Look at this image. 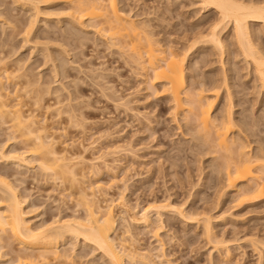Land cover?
Here are the masks:
<instances>
[{"label":"rangeland","instance_id":"obj_1","mask_svg":"<svg viewBox=\"0 0 264 264\" xmlns=\"http://www.w3.org/2000/svg\"><path fill=\"white\" fill-rule=\"evenodd\" d=\"M12 1L16 0H0V25L2 24L0 26V51L4 48L1 52H4L5 55L10 52V55H12L11 57L10 55L7 56L9 58H6L7 61L3 63L6 66L2 64L1 67L8 68V72L11 73L9 75L15 72L10 77L15 75L19 77L27 72L30 73L31 79L35 81L33 83L36 84H33L32 89L36 86L33 90H40L41 88L50 90H48L50 92L48 95H44L43 92L44 99L42 98V101L37 99V103L40 104L45 100L41 104H44L43 107L37 104V107H39L37 110L36 105H32L34 100L31 102L27 100V102L31 103H28V107L30 105L33 109H29L32 111L36 110L33 114L38 116L35 118L39 121L41 120V123L39 121L38 123L42 125V122L44 124L46 121L45 125L48 126V133L55 134V140H57L56 148L70 159L69 165L73 164L77 167L75 168L77 174L83 173L82 170H84L85 174L83 173L82 175L85 179L78 174V177L81 176L82 178L80 179H83L80 180L81 186L89 187L103 184V195H106L107 199L110 198V201L112 198L115 199V203L119 202L120 193L127 187L125 191L127 201L128 203L130 202L129 205L132 207H137L138 205V210L148 207V204L152 202L164 201L170 198L171 202L175 206L177 205L176 207L179 210L184 209L185 215L188 213L189 215H194L195 213L194 216L196 214H201L200 217L213 216L211 220L212 226L215 228L213 232L216 237L218 235L219 241L223 239L222 241L225 243L219 250L215 248L212 251L215 246L206 239L202 227L197 225L195 219L194 221H188V219L180 217L177 213L174 214V212L170 213L168 211L163 216L164 228L160 231L156 230L158 231V236L155 235L156 233L153 234L155 231L151 234V229L146 230L144 227L133 228L134 232H132L136 239V245L133 244L134 248L136 247V250L139 249V253L149 251L156 257H158L157 254L161 255L163 248L164 251L162 252L168 256L166 260L170 261L165 262V264H264V246L262 245L264 244V200L240 202L236 198L237 202L234 200L235 197H233L235 193L233 194L232 192H229V195H221L222 198L219 197L217 194L218 189L216 188L217 177L216 172H214L215 168L211 169V165H214L213 162L218 164L217 162L220 161L214 159L217 155L208 157L207 155H198V151L193 148L195 143L191 141L192 138L189 135H183L185 129L182 128L183 130H181L179 126L184 124L181 117L184 112L180 111L182 113L176 118L173 104L161 93L162 85H157L156 91L158 90L159 92L154 91L153 93L151 86L148 85L150 81L145 76V78L142 77L143 75L140 74L141 72L137 65L134 66V63L130 65L132 63L129 61L130 55H132L130 48L125 49L121 45L125 50L120 49V51V47H118L120 44L117 46L118 48L115 45L113 47L111 38L109 39V36L105 35V27L107 29L108 25L102 29L105 23H101L102 26L100 25V27L104 31L101 32L99 27L97 30L99 21H104V19L99 17L100 20H98L92 17L94 19L92 20L89 16L88 18L87 16H82L84 19H79L80 15L78 14L79 17L74 15V10L69 11L72 8L67 3L40 4L41 8L49 9V11L44 12V10L43 16H39V22L34 28L35 33L32 32L28 40L31 41L26 46L23 40L26 41L29 37L25 39L26 35L23 34L26 33L22 32H25L27 28L25 26H29L28 23L32 14L30 12L31 7H28L30 6L28 4L23 6L22 1L18 4ZM119 2V8H123L124 12L130 13L132 11L131 15H129L133 20L135 19L136 24L142 25L141 23H145L147 25L149 22L146 29L148 31L151 29L155 32L150 30L160 44L168 45L165 50L168 47H173V49H169L181 54L191 46H202V48L199 47L200 50L195 55L190 56L191 60L187 65L186 74H188V77L191 73L196 76L195 78H188V81L190 83H201L208 80H223L225 78L224 75H226L229 79V84L231 82L233 84L230 92L234 95L230 99L226 96V93H223L220 99H211L212 97L209 96L213 102L216 101L213 104V116L221 112H227L226 106L232 104L234 106L233 117L237 119L235 122L244 117L245 119L243 118L242 120L248 121L247 123L255 127L253 128L254 133L257 131L258 137L256 135L249 138L254 143L251 144V147L264 148V89L260 88V82L256 81L257 79H255L253 72L251 75L249 74L251 69L243 62L244 58L240 54L241 52L234 39H227V46L230 47H227L228 50L226 49V52L228 51L227 55H223L215 49L203 48L204 44L202 41L207 39L204 38L207 33H204L203 36L201 35L203 40L198 35L199 31L203 30L204 32L208 29L209 24L207 23L210 18L215 17L214 11L205 13V11L199 9L201 8L199 4L193 5V1L189 0H119ZM52 9H56V12L54 13ZM62 9L65 11L64 14H62ZM50 10H52V13ZM3 12L10 14L12 17L6 14L2 17ZM48 12L51 17L50 15L44 16ZM68 14L71 17L77 16V22H72ZM52 15L54 16L52 17ZM9 22L11 25L16 23V26L15 24L10 26ZM2 26H6V30ZM20 27H22V30ZM4 32L7 33L5 34ZM11 34L15 40H11L8 45H2L5 44L4 41L8 38L7 36ZM195 36L201 40L198 39L199 41H196ZM37 39L40 44L37 43ZM192 40L196 43L192 42ZM200 43L202 44L200 45ZM23 44L24 48H22ZM9 45L11 46L9 47ZM12 48H14V51L19 49V52L17 51L19 54L14 55L11 52ZM128 51L130 55H128ZM229 52L231 53L229 54ZM124 53H126V56ZM51 54L53 57H51ZM5 55L3 54L2 57ZM221 56H223V59ZM19 59H23L22 61L24 62L20 63L17 69L16 65L18 64L16 62ZM126 62H130V66ZM198 62L200 65H197L198 70H196L195 65ZM225 63L226 65H223ZM192 67L196 71L195 74L192 72ZM22 69L24 71L20 75ZM56 71L58 72L55 73ZM224 71L228 73L225 72V74ZM16 77L13 78L17 80L18 77ZM6 82L8 81L6 80ZM10 83H5L6 85L8 84V88L12 87V82L10 81ZM41 85L44 86L39 88ZM37 86L39 89H37ZM46 89L43 90L45 94L48 92ZM231 99L232 101H230ZM22 100L21 102L23 103ZM24 101L26 100L24 99ZM44 106L51 109H46ZM28 107L26 106V110H28ZM4 125L0 122V144L6 147L7 145L4 146V144L11 143L8 140V135L11 132L10 130L8 131L10 124ZM258 141L260 143L257 144L256 142ZM22 145L11 146L4 151L10 152L14 148L20 149ZM22 148L23 150L25 149L24 147ZM85 149L87 150L84 151ZM23 150L22 153L27 151V149ZM17 151L21 152V150ZM76 154L78 156L83 154L89 160L94 158L95 167H101L99 164L102 165V163L107 161L112 169L110 167L107 170L101 167V174L97 175L92 170L93 165L83 164L76 159H72L74 156L78 157ZM33 159L37 161L36 157H31L33 163L29 164L30 166L20 165L22 167L20 169L16 166V163H7L5 161L2 163L0 160V175L9 178L11 182L17 185L22 195L26 198L28 197V204H25V210L28 211L29 209L28 215L31 213V215H27V218L31 219L32 227L37 228V226L40 227L41 223V225H45L56 219H67L71 216L85 217L84 206L77 204V196L75 195V198L72 191V195H70L69 190L71 189H68L67 192L68 186L66 184H62L60 187L61 182L59 180L56 181L49 175L48 179L47 173L40 171L38 162L36 163ZM93 171L94 173H92ZM211 172L215 174L211 175ZM219 176L221 177V175ZM45 178L46 180H44ZM216 201H219V203ZM153 221H156L155 216ZM123 229L122 226L118 228L119 231H125ZM1 237H3L2 234H0V264H20L21 261H17L19 256L22 255L17 250L20 247L18 248L17 244H12L14 245L13 247L10 244L8 246L6 245L8 244L7 242L4 244V240L2 241ZM4 239L6 240V237ZM158 239L163 242L161 243L163 245L162 248L159 247L161 244L158 243ZM66 241L58 245V250L62 253L66 250L67 256L69 255L66 257L72 260V264H105L108 262L107 259L102 258L99 251L93 252L94 249H91L90 245L85 246L82 244L83 241L79 240L75 243V248L71 246V243L75 242L74 239V242L71 239H66ZM228 241L229 243H227ZM2 247L4 248L2 249ZM228 248L232 258L230 256L227 260L223 252H225V249L228 250ZM29 249L33 250L32 248ZM29 249L24 251L31 252ZM70 251L72 253L74 251L75 254ZM71 257L75 258L72 259ZM159 260L160 258L156 259L157 263L155 264H163V260ZM37 264L39 263L37 262Z\"/></svg>","mask_w":264,"mask_h":264},{"label":"bare ground","instance_id":"obj_2","mask_svg":"<svg viewBox=\"0 0 264 264\" xmlns=\"http://www.w3.org/2000/svg\"><path fill=\"white\" fill-rule=\"evenodd\" d=\"M20 1H22L21 3L23 6L24 4L30 5V6L28 5L27 6L31 7L30 12L32 13L29 23H28L29 26H25L27 27L26 29L23 27L25 29V32H22V33H26L23 35L27 36L28 34L27 37L25 36V39L29 37L26 41L23 40V42L26 43V46L28 42L30 43L31 41V40L30 41L28 40L30 39V35H32V32H34V28H36V24H38L39 22V18H40L39 16L44 14L43 13L44 10H45L44 12L49 11V9L46 10V9L41 8L40 4L44 5V4L67 3V4H70L72 8L71 10H69L70 8L68 10L69 11L74 10L73 12L74 15H77L78 17L80 15L79 19H82L84 16H87V18L88 16L90 18L94 17L95 19L97 18L98 20H100V18H103L104 21L103 20H101L103 22L99 21L100 23H99V26H97V30H98V27L101 29L100 27V25L102 26L101 23H105V25L102 26V29L104 26L108 25L109 27L107 26V29L105 27V32H106L105 35L107 34V36H109V39L111 38L110 40H111L113 47L114 45L116 46V48L120 47L119 50L123 49L122 46L125 49L130 48L131 53H132V55H130V52L128 51L129 52L128 55H130L129 61L132 62L130 65H133V63H134V66L137 65V68H139L140 69L139 71L141 72L139 73L143 75L141 76L142 77L145 76L146 79L150 81L149 82L150 84L148 83L147 84L151 86L150 88L152 89L153 93L154 91H156L157 85H162L161 93L165 97H167V99H169V101L173 104L176 118L178 115L184 112L183 114H181L184 124L182 126L181 125L179 126L181 130H183L182 128L185 129V131H183L184 132L183 135L184 134L189 135L190 138H192L191 141L195 143L193 148L198 151V155L199 154L202 156L207 155V157L210 155L211 156L217 155V157H214V159H216L217 161L220 160L219 161L220 163L215 160L218 164H216L213 161L212 162L214 163L215 166L212 163L210 164L213 165V166L211 165V169H213V167L215 168L214 172H216V177H217L216 188L218 189L217 194L219 195V197H221V195L223 196L229 195V192H232L233 194L235 193L233 196L235 197L234 200H236L237 198L238 201L240 202H244V201L246 202L248 200L249 201L254 200L258 202V201L264 200V148L262 147L252 148L251 144H254V143H252V141L249 140V138H252V136L255 137L257 135L256 134L257 131L256 133H254L255 131L253 130V128L255 127H252L250 123H247L248 121L246 122V120H242L244 117L241 118V120H239L238 122H235L237 119H234L233 117L234 106L232 104H229L228 106H226V109H228L227 112L225 111L226 113L221 112L213 116L214 115L213 104H215L216 101L213 102L211 99H220L223 93H226L227 94L226 96H228L229 99L231 98V96L233 97L234 94L230 92L231 85H233L231 84L232 82L230 81L231 83L229 84V81H228L229 79L227 78L226 75H224L225 78L222 76L224 78L223 80L222 79L221 80H211V81L208 80L209 82L207 81V82H201V83H198V82L190 83L188 81V78H195L196 76V75H193V73H191L190 76L188 77V74H186V70L188 68L187 65L189 61L191 60L190 56L195 55L198 52V50H200L199 47L202 48V46H198V47L189 46L190 48H188L187 50H185L186 52L184 51L181 54H178L174 50H171L173 49V47L172 48L168 47V49L165 50L168 45L164 46L160 44L159 41L155 39L156 37L154 38V35L152 33L154 31H152L150 28L149 29L152 32L146 29V26L149 25V22L147 25L145 23H141L142 25H140L139 23L136 24L137 22L134 21L135 19L133 20L130 16L131 15L130 13L132 11L130 13H126L124 12L123 8L121 9L119 8V5H120L119 0H16L12 2H14L15 4L16 3L18 4L20 3ZM122 1H127V0H122ZM189 1L191 2L193 1V5L199 4L201 7L199 9L201 11H205V13L207 12L210 13V11H214L215 13L214 15L215 17L212 19L210 18L207 23L209 24L208 29L205 30L204 32L203 30L199 31L198 35H200L201 39L203 38L202 37L203 34L207 33V35L204 37L207 39L205 40L202 39L203 40L202 42L204 44L203 48H212V49H215L216 51H219L223 55L225 54L227 55L228 51L226 52V49L227 47H230V46H227V43H228L227 39L228 38L234 39L237 43V47L239 48L241 52L240 54L244 58L243 62H245L247 66L251 69V71H249L250 72L249 74L251 75L253 72L254 73L253 75H255V79H257L256 81L260 82V85H261L260 88L264 89V0H189ZM118 2H119V5H118ZM52 10L54 13L56 12L55 11L56 9L55 10L52 9ZM52 10H50L51 13H52ZM61 11H63V9ZM5 12H3L4 14L1 13L3 14L2 17L6 14ZM64 12L65 11H63L62 14H64ZM48 13L47 14L45 13L46 15L44 16L45 17L49 16L50 13L49 14ZM10 14H11V11H10ZM10 14H6V15L8 16ZM70 14H72V12H70ZM54 15H52V17ZM60 16H61V13H60ZM76 17H71L70 20L72 19V22L73 21L75 22L77 20ZM92 20L94 19L92 18ZM79 23L81 24L80 21ZM14 24L16 26V23ZM14 24L12 25L10 24V26H13ZM5 27L3 28L6 30L7 27L6 28ZM21 28L22 27H20V29ZM102 29H101V32L104 31V30L102 31ZM7 37L8 38L4 41L5 44H2V45H8L11 40H15L12 38V34L8 35ZM198 39L199 38L196 37V41ZM114 40H117V41H114ZM36 41L38 43V39ZM192 42H195V41L192 40ZM119 44L120 46H118ZM201 44L202 43H200V45ZM10 46L11 45H9V47ZM23 46L24 44L22 45V48H24ZM47 48L45 49L47 50ZM12 49L13 50L11 52H13L14 55L19 54L18 53L19 49L16 48L18 52L16 50L14 51V48ZM48 50L50 49L48 48ZM1 51H0V122H2L3 125L4 124L8 125L9 123L10 127L9 129L8 128L7 129L8 131L10 130L11 132V134L9 133L10 135H8V138H9L8 140L11 143L4 144V146L7 145L6 147H3L0 144L1 162L3 163L5 161L7 163L8 162L16 163V166H18L20 169L21 167L20 165L28 166L29 164L33 163L31 161V157H34V158L36 157L37 161H35L34 159L33 160L36 163L38 162L37 164H38L39 170L40 171L42 170L44 173H47L46 174L47 178L51 176L56 181L59 180V182H61V185L59 184L60 187L62 186V184L64 185L66 184V186H68L67 189L65 187L66 191L68 192V189H71L69 190V192L71 193L72 191L73 196L74 197L75 195L77 196V201H78L77 204H79V206H84V210L86 211V214H85L86 216L83 218L80 216L79 217L71 216L70 218L68 217L67 219H64V218L58 219V220L56 219L53 222H50L49 224H45V225H41L42 224L41 223L39 225L40 227L37 226V228H33L32 227L33 225H31V219L27 218L29 209L28 211L25 210V204H28L27 203L28 197L27 198L24 197L20 189L17 188V185L11 182L9 178H7L6 176L0 175V234H2L3 237L4 236L6 237V240L4 239L5 237L4 238L1 237L2 241L4 240L3 241L4 244L5 242H7L8 244L6 245L8 246L10 244L13 247L14 245L12 244H15V245L17 244L18 248L20 247L19 248L20 250L17 249L19 253H22V255L20 256L18 255L19 259L17 260L18 262L19 260L21 261L20 264H37V262L39 264L40 263L41 264H72L73 263L72 260H69V258H67L69 255L67 256L68 253L66 254V250L64 251V253L59 252L58 250L59 248L58 245H60L61 242H65L66 239H71L72 242H74L73 239L75 240L73 244L70 242L71 246H74V248L76 245L75 243H77L79 240L83 241L82 244H84L85 246L90 245V247H92L91 249H94L93 252L99 251V253L102 255V258L107 259L108 262L105 264H155L157 263L155 260L158 258H160L159 261H161L162 259L163 264H165V262H170V261L166 260L167 259L166 257L168 256H166V253L164 254L162 252L164 251V249L162 248L163 245L161 244L163 243L162 240L158 239L159 241L158 243L161 244V246L159 247L162 248V251L160 249L161 255L157 254L158 257L154 255L155 256V260H154L153 259L154 256L151 254V252L149 253V251L148 252L145 251L146 253H141V252L139 253L140 250L138 249L139 250L138 251L136 250L137 249L136 247H135L136 249L134 248L133 244L136 245V239L134 238L133 228L144 227L146 228V230L151 229L152 230L151 234L153 233V231H155L153 234L156 233L155 235L158 236V231L164 228V220H163L164 213L168 211L170 213L174 212V214L177 213L180 217L188 219V221L189 220L194 221L195 219L197 222V225L202 227L203 233L206 239L212 245L215 246V247L212 246L214 247L212 248V251L215 248L219 250L220 247L225 245L224 241H222L223 239L219 241L218 235L216 237L213 232V230H215V228H213L212 226L213 224L211 221L213 216L211 217L201 216L200 217L201 214L200 215L196 214V216H194L195 213L194 215H189L188 213L187 214L188 216H187L184 214L185 213L183 211L184 209L179 210L178 207H176L177 205L175 206L171 202L170 198H167L164 201L158 200L161 202H158V201H155L152 203L149 202L150 204H148V207L144 209L141 208L142 210H138L139 209L138 205L137 207H132L129 205L130 202L128 203L127 201V198L125 196L126 194L125 191L127 187L123 190L122 193H120V196H119L120 198L118 200L119 202L117 203H115L114 201L115 199L112 198L113 200L111 199L110 201V198L107 199L106 195H103V192H102L104 191L103 184L101 185L97 184L96 186L92 184L93 186L82 187L80 180L85 179L84 176L82 175L84 173V170H82L83 173H78L82 175L83 177V179H80L82 177L81 176L78 177L77 170L75 169L77 167H75L73 164L72 165L74 167L72 165H69L70 159L66 156V154L62 153V151L60 152L58 148H56L57 140H55V136H54L55 134L53 135V133L52 134L48 133L49 131L47 130L48 126L45 125L46 121L44 124L42 122V125H41L40 124L41 120L39 121L37 118H35L37 115L33 114V112L36 110L32 111L31 109H29V108H32L30 107V105L28 107V103H30L33 100L35 102L33 101L32 105H36L35 107H37V104L38 105L40 104V103H37V99L38 100H41L42 98L44 99L43 96L48 95V93H50L49 92L50 90L48 89L49 90L48 91L45 88L48 91L46 92L47 94H45V91H43L45 89H42V88H41L42 90L41 89L33 90L36 87L35 86L32 89V86L34 84L33 82L35 81L31 79L29 75L30 73L28 72H27L28 74L22 73L24 69H22L20 73V75L21 74L23 75L19 77L17 76L18 78L16 77V75L13 76L14 78L16 77L17 80L14 79L13 77H10L13 74H15V72L12 73V75H9L11 73L8 72L9 71L8 68L1 67L4 61H7V59L9 58V57L7 58V56L10 55V52L9 54L5 55V53ZM126 53H124L125 56H126ZM230 53L231 52H229V54ZM3 54L5 56L2 57ZM11 56L12 55H10V57ZM51 57H53L52 54H51ZM221 58L223 59V56H221ZM22 60L21 59L17 60L16 64L18 65H16V67L19 66L20 63L24 62ZM129 63L126 62V64L128 65ZM197 65H200L199 62L196 63L195 65L196 70H198ZM223 65H226V63ZM3 66H6V65L3 64ZM18 68L19 67H17V69ZM191 69H192V72H194L195 74L196 71L193 70V67ZM15 71H18V70H15ZM57 72L58 71H56L55 73ZM225 72L227 71H224V73ZM6 80L8 82H6ZM201 80L203 81V79ZM10 81L12 82V87L8 88L7 86L10 83ZM5 83H8V84L6 85ZM29 86H31L30 87L31 90H29L30 88H27ZM43 86L44 85H41L39 86V88ZM39 88L37 86V89ZM43 92H44V95H43ZM156 92H159V91L157 90ZM209 96L212 98L210 99ZM23 98L26 101H24ZM21 100L23 101V103L21 102ZM27 100H29L30 102L29 101L27 102ZM230 101H232V99ZM43 102H45V100ZM43 102H41V104ZM43 105H41V107H43ZM26 106L28 107V110H26L27 109ZM50 107L52 106L50 105ZM38 108L39 107H37V110ZM45 108L47 109L48 107H45ZM48 109H51V108H48ZM180 111L182 112L180 113ZM38 121L40 123H38ZM256 143L258 144L260 142L258 141ZM18 144L19 146L23 144L22 147L27 149V151H25V149L23 150L22 147H21L22 149L14 148L13 150H10V152H7V150L4 151L6 148H9L11 146H15ZM17 150H21V152H18ZM22 150L25 152L22 153ZM86 150L87 149H85L84 151ZM111 152H114V151H111ZM116 153H117V150H116ZM83 154H80L79 156L76 154L78 157L73 155L74 158H72L73 156L71 158L74 160L76 159L83 164L87 163V164L93 165L92 170H94L95 174L97 175L101 174L102 169H107V168L110 169L111 167L110 163L108 164L107 161L102 163V165L99 164V166L102 167L101 169V167L94 166L95 165L94 163H96V162L93 163L94 158L93 159L91 158L92 160H89L88 158L83 156ZM94 171L92 173H94ZM211 173H212L211 175L215 174V173L213 174V172ZM219 175H221V177ZM44 180H46V178ZM72 193L70 195H72ZM103 197H106V198H103ZM73 200L75 199L73 198ZM217 203H219V201ZM29 215H31V213H29ZM154 216L156 219L155 222L153 221ZM155 223L156 225H154ZM121 226L125 229V231H119L120 229L118 230V228ZM134 240L135 242H133ZM227 243H229V241ZM262 245L264 246V244ZM3 248L4 247H2V249ZM29 248H32L35 252L33 253V250ZM74 248L72 249L74 250ZM27 249L31 250L33 254L30 251H28L29 253L26 252ZM0 250H1V246H0ZM224 251L225 252H223V254L225 255V259L228 260L231 256L230 255L231 253L229 252V248L228 250L225 249Z\"/></svg>","mask_w":264,"mask_h":264}]
</instances>
